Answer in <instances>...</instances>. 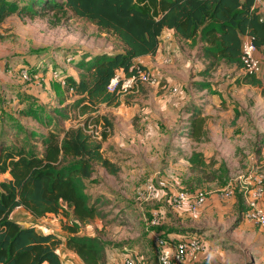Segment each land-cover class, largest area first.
<instances>
[{
    "label": "trees",
    "instance_id": "trees-1",
    "mask_svg": "<svg viewBox=\"0 0 264 264\" xmlns=\"http://www.w3.org/2000/svg\"><path fill=\"white\" fill-rule=\"evenodd\" d=\"M145 1L27 0L19 4L17 0H0V21L12 13L34 17L70 10L110 30L122 43V49L113 52L81 51L78 64L84 67V74L77 78L64 74L74 98L69 101L64 97L63 100L68 99L64 109L54 111L63 115L64 110H77L85 114L82 123L65 127L56 122L44 104L29 99L22 112L35 118L46 131L29 130L14 121L25 132L24 137L21 131H15L14 124L0 134V173L9 175L0 180V264H62L58 254L61 237L41 232L34 224L23 225L11 217L16 207H23L35 217L60 212L68 215L70 210L78 222L98 214L95 201H89L84 191L85 180L93 181L94 163L113 175L120 170L101 151V141L111 121L99 113V106L120 102V91L107 88L110 79L118 73H134L137 57L155 54L164 29H173L181 38H198L202 56L208 60L203 74H210L220 58L240 62L243 34L250 35L257 49L264 52V14L254 0H156L154 13ZM139 66L145 67L141 63ZM239 79L260 86L264 96V78L245 72ZM187 118L185 134L200 140L205 134L203 108H192ZM90 124L95 129L102 125L100 139L94 129L88 130ZM30 135L34 139H29ZM259 139L264 146V133ZM256 149L259 151L261 145ZM78 222L63 223V229L68 231L66 246L84 264H107L106 240L99 235L76 233Z\"/></svg>",
    "mask_w": 264,
    "mask_h": 264
},
{
    "label": "rangeland",
    "instance_id": "rangeland-1",
    "mask_svg": "<svg viewBox=\"0 0 264 264\" xmlns=\"http://www.w3.org/2000/svg\"><path fill=\"white\" fill-rule=\"evenodd\" d=\"M22 1L27 0H17L19 4H22ZM145 4L152 13L155 12L156 0H147ZM198 41L197 37L192 38L187 45L195 48L198 46ZM180 46L182 47L183 44L178 41L177 48H180ZM120 49H122L121 41L110 30L98 27L85 17L74 15L70 10L63 14L50 11L44 16L34 17L27 15L21 16L17 13L6 16L0 21V134H3L2 131L11 129V125H15L14 121H19L29 130L46 131V128L35 118L22 112L29 99L44 104L46 110L56 122L59 121L65 127L82 123L85 114H79L77 110H64L66 114L63 115L54 111L55 108L64 109V105L67 103L63 101L64 97H68L70 101L74 96L69 94L71 89H67L66 83H62L59 79L50 78L48 69L54 67L63 76L64 74H68L69 71L74 77H79L85 72L84 67L78 64L81 61L80 54L84 51L113 52ZM198 49H200V46ZM190 53L192 54H182L184 59L179 60L177 57L176 60V62L180 61L184 64L180 79L186 83L183 86L178 85L177 88L182 91L184 97L186 96L187 99L177 111H174L177 112V115L174 116L173 131H171L172 139L178 140L183 138L182 135L185 134L186 127L188 126V118L186 115L189 114H186V111L189 112L192 108H204L206 106V91L212 92L216 90L217 93H220L219 89L225 88L227 92H234L235 99L230 98L228 102L231 109V117L234 116L235 112L238 115L240 114V118L238 116L236 119H231V122L227 120L225 123L230 124L233 127V131L238 132L241 129L237 135V139L242 143L243 141L246 142L251 139L257 140L258 130L264 129V98L260 96L261 92L259 87H252V85L244 86L243 83L238 81V77L245 73L244 71V73L237 76L240 67L244 70L241 63H228L223 60L218 62L216 68L210 74L203 75L200 73V70L204 69L206 62L198 56V64L196 54L194 55L191 51ZM262 53V66L264 70V52ZM154 61H156V58H154ZM170 63H174V57L171 58ZM202 66L204 67L200 69ZM24 70H27V76H24ZM259 76L263 79L264 72ZM164 79L161 76V72H159V75H155L154 81L138 82L136 87L125 91L124 96H122L126 98V96L140 93L145 98L152 97L153 95H157L158 97V94L163 91L161 84ZM184 82L182 81V83ZM199 86H206L207 88L203 90V94L200 96V99L205 98L204 101L196 100L198 99L197 93L200 88ZM137 87L139 88L137 89ZM245 98H249L252 104L248 107L252 109L250 115L245 110L247 108ZM126 100L128 101V99ZM223 102L227 103V100H223ZM247 102L249 103V100ZM140 103L147 105L143 101ZM149 108L150 106L147 105L143 117L144 123L148 121V118H152V112ZM137 113L133 118L134 125L139 124V120L142 118L141 115L137 116ZM259 114L261 115L255 120L256 115ZM248 120L255 125L256 132L248 131V127L251 124L248 123ZM217 122H219L218 119ZM220 122L224 123L221 119ZM210 123L212 124L211 121ZM90 127L88 130L91 131L94 129L96 138L100 139L103 131L102 125L100 128L96 127V129L93 127V124ZM14 129L17 132L21 131L20 135L22 137L25 136V132L22 129H18L17 125H15ZM109 132L111 131H108L107 134ZM205 135H208L207 131ZM33 137V135H30L29 139H34ZM256 146L257 144H254L252 150H257L255 149ZM212 150L213 152H217L219 157L225 151L226 161H230L233 157L237 156L235 151L239 149L230 147L225 150ZM208 160V163L205 160L202 161L203 164L201 166L203 169H206L208 165L216 160L215 155H211ZM96 164L94 163L93 166ZM198 168V166L191 167L187 168V170L193 169L196 171ZM102 175L106 176L105 173H102ZM102 175L98 169L93 170L92 176L96 177V182L94 184L92 183L93 185L87 187L84 191L89 195V201H95L96 211L102 217V221H109V223L99 231H97L94 223H89V226L90 224L93 225L95 230L91 228L88 231L91 232L93 229L103 240H106V249L115 247L122 249L124 246L127 248L135 247L149 261V264H157L155 260L156 246L153 238L149 236L148 231L140 234L141 236L138 239L130 238L129 235L123 234L124 231L132 230L139 227L140 224H143L139 218L141 217L144 220V217L141 215V208L138 207L134 200L138 199L137 192H135L134 196L131 194L129 196L130 198L126 196L121 197L117 194L116 196L111 193L106 194L107 192L100 193L99 190L106 185L105 178L103 181ZM211 175V172L202 173L201 175L195 174L194 178L197 179H188L187 181L190 183L195 180H199L200 183L202 181L212 182L210 179L202 180V177ZM8 176L7 173H0V180ZM100 180L104 183L100 182L101 184H99ZM184 180L183 182L180 181V183L184 184ZM151 181L156 188L159 187L160 181L156 179H145L141 183H138L136 189H141L145 183ZM89 182L85 180V183ZM190 187L192 188V186ZM211 188L213 189L214 186H211ZM204 189L209 190L210 188L205 187ZM102 191L105 190L103 189ZM127 192L130 194L129 188L125 191V193ZM131 199L133 209H125ZM243 209L244 206H241L240 211L237 209L233 210L229 217L220 216L218 219L212 218L210 223L208 220H205L198 226L181 229L183 232L182 236H196L200 238L204 248L195 256H189L183 261L173 264H264V230L257 223L246 221L244 219ZM144 212L146 213V207H144ZM225 215L227 214L225 213ZM145 218L149 224H152L153 218L157 217L148 214ZM23 221L30 222L32 220L28 218ZM153 224H156V222H153ZM81 228V231L87 232L84 225ZM61 230H63V233L66 232L62 226ZM144 237H146V240L144 239L146 242L144 245L141 244L138 246L137 243Z\"/></svg>",
    "mask_w": 264,
    "mask_h": 264
},
{
    "label": "crops",
    "instance_id": "crops-1",
    "mask_svg": "<svg viewBox=\"0 0 264 264\" xmlns=\"http://www.w3.org/2000/svg\"><path fill=\"white\" fill-rule=\"evenodd\" d=\"M259 11L264 14V7H261ZM191 39L192 38H181L173 29H164L160 35L161 41L158 51L155 54H149L135 59L136 62L144 64L154 75H159V72H161V76L165 78V81L162 80L163 83L161 84L163 91L158 94V97L157 95H151L152 97L145 98L143 94L139 93L123 98L124 92H120V102L118 104L106 105L101 103L99 106V113L106 115L111 120V127L109 129L111 132H109V134H107L101 141V151L104 156L110 158L111 161L115 162L120 167L118 174L113 175L100 164L95 163L96 165L93 166V170L98 169L101 175L102 173L106 174V176L102 175L103 181L105 178L106 185L99 190L100 193L107 192L106 194L111 193L115 194V196L117 194L121 197H129L131 194L134 196L135 192L139 194V191L144 188L146 183L141 189H136L138 183H141V181L145 179H156L160 181L159 187L156 188L157 195L154 199L142 201L140 200L139 195L138 199H134L138 207L141 208V215L144 217L145 222L139 217L143 222L142 225L139 222V227L123 232V234L129 235L130 238L138 239L141 236L140 234H144L147 231L151 238H154L155 233L161 234L165 237H180L183 235V232L181 231L183 228L198 226L205 220H208L210 223L212 218L218 219L220 216L229 217L233 210L237 209L240 211V207L246 205L247 194L240 189L239 184L237 183L238 177L244 175L248 171H256L259 167L264 171V146L259 139L261 134L264 133V129L258 130V136H256L257 140L251 139L246 142L243 141L242 143L237 139V135L241 129H239L238 132L233 131V127L225 122H227V120L231 122V119H236L238 116L240 118V114L238 115L235 112L234 116L231 117V109L228 102L230 98L235 99L234 92H227L225 88L221 87L222 89H219L220 93H217L216 90H213L212 92L206 91L207 93H205L207 104L203 108V115L205 117L203 128L205 132H208V135L204 134L200 140L191 138L186 134L182 135V139H172L171 131H173L172 126L174 125V116L177 115V112L174 111H177L187 99L186 96L184 97L182 91L177 88L178 85L183 86L186 84L184 80L180 79V75L183 73L182 67L184 64L180 61L176 62L177 57L179 60L184 59L182 54H192L190 53L191 51L194 55L196 54L198 64V56L206 62V65L208 63V60L202 56L200 41H198V46L195 48L187 45ZM178 41L183 44L180 48H177ZM199 46L200 49H198ZM257 51L260 55L263 54L261 51ZM173 57L174 63H170V60ZM154 58H156V61H154ZM223 60L224 62H228L225 58H220L218 62ZM184 63H186V61H184ZM203 67L204 66L200 69ZM200 71V73L203 74L202 70ZM241 73H244V70L240 67L237 76ZM68 74L72 73L68 71ZM257 76L260 77L259 75ZM182 81L184 83H182ZM238 81L243 83L244 86L252 85L243 82L241 79ZM199 87L197 93L198 99L196 100L204 101L205 98L200 99V96H202L201 94H203V90H206L207 88L206 86ZM252 87H259L261 92L260 86L252 85ZM138 88L139 87H137V89ZM260 96L264 98L262 94ZM126 99H128V101ZM223 100H227V103H224ZM247 100H249V103ZM63 101L67 102L68 99ZM142 101L150 106L151 109L149 108V110L152 112V118H148V121L145 123L143 117L147 105H144L143 103L139 104V102ZM245 102L247 104L245 110L250 115L252 113V109L248 108L252 105L250 99L245 98ZM186 112V114H190V111ZM136 113L137 116L141 115L142 118L140 119L141 121L139 120V124L134 125L133 118L136 116ZM260 115L261 114L256 115L255 120L258 119ZM186 116L188 117V115ZM153 118L154 120H152ZM217 119L219 122H217ZM220 119L225 124L221 123ZM248 123H251V121L248 120ZM248 131L256 132L253 123L248 127ZM254 144H257L256 148L261 145V150H252ZM230 147L239 149L238 151H235L237 156L233 157L230 161H226L225 151H223V154L219 157V154L212 150H225ZM211 155H215L216 160L214 162L212 161L213 163L208 165L206 169H203L201 166L203 164L202 161L205 160L208 163V159ZM197 166L199 168L196 169V171L193 169L187 170V168ZM207 172H211L212 175L204 176L202 177V180L210 179L212 182L202 181V183H200L199 180H195L190 183L187 181L188 179H197L194 178L195 174L201 175L202 173ZM183 176L187 179L184 180L185 178ZM91 178L93 181L87 183L86 188L92 186L96 182L95 176H91ZM183 180L184 184H181L180 181L183 182ZM103 181L100 180L99 184L104 183ZM229 181L235 184L234 194L228 198H220L216 193V190ZM210 185L214 186V188L212 189ZM190 186H192V188ZM180 187H186L189 189L210 188L207 190L209 193L206 201L201 205L197 212L189 211L185 205L176 207L170 204L169 196ZM127 188H129L130 194L128 192L125 193ZM103 189L105 191H102ZM166 197L167 199L165 200ZM131 201L132 199L129 200V204L125 209H133ZM147 204H149V206H147ZM258 204L264 208V194L262 197H259ZM144 207H146V213L144 212ZM225 213L227 215H225ZM148 214L157 217L153 218L151 222L152 224H149L146 221L145 217ZM11 217L16 218L23 225L34 224L41 232H53L61 237L62 241L58 247V254L62 264H84L80 257L65 244V237L67 236L68 231L64 229L66 232L63 233V230H61L63 223L72 224L73 222H78L77 218H74L70 210L68 215L60 212L48 213L41 217H35L23 207L18 206L12 211ZM28 218H31L32 221H23ZM244 219L246 221L248 220L246 218ZM102 220V217L97 214L91 219L80 221L77 223L78 228L76 233L99 235L93 231V225L90 224L89 226V223H94L97 227V231H99L102 228H105L107 223H109V221L103 222ZM153 221L156 222V224H153ZM82 225L86 227L87 232L81 231ZM91 228H93L92 231H88ZM144 239L146 240V237L137 243L138 246L141 244L144 245L146 242ZM122 250L123 248L119 249L118 247L111 249L105 248L107 264L113 262L116 264H122ZM41 264L50 263L43 261Z\"/></svg>",
    "mask_w": 264,
    "mask_h": 264
},
{
    "label": "built area",
    "instance_id": "built-area-1",
    "mask_svg": "<svg viewBox=\"0 0 264 264\" xmlns=\"http://www.w3.org/2000/svg\"><path fill=\"white\" fill-rule=\"evenodd\" d=\"M254 4L259 7H264V0H254ZM257 47L248 34H243L241 37V53L240 63L245 72H251L255 75H260L263 72L262 57L257 51ZM140 63L136 62L134 67L135 72L123 76L118 73L114 75L108 85V90H118L125 92L137 86L138 82H152L155 75L146 67H140ZM49 75L53 79H59L65 83V77L57 68H49ZM24 76H27V70L23 71ZM91 125H89V128ZM100 124L97 126L100 128ZM240 189L246 192V205L243 215L249 221L257 223L264 230V208L258 204L259 197L264 194V171L259 167L256 171H248L244 175H240L237 179ZM235 192V184L231 181L224 184L216 190L220 198H228ZM208 191L205 189H186L185 187L178 188L169 196V202L172 206L185 205L191 212H197L201 205L208 197ZM139 198L142 201H149L156 197L157 189L152 182H147L142 190L139 191ZM154 222V221H153ZM154 243L156 246V258L158 264H173L181 262L189 256H195L204 248L203 242L196 236H181L173 239V237H165L155 233ZM122 264H148V261L143 257L137 248L123 247L121 254ZM111 264H116L115 262Z\"/></svg>",
    "mask_w": 264,
    "mask_h": 264
}]
</instances>
